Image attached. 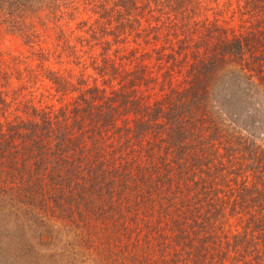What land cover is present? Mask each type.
<instances>
[{"label":"trees","instance_id":"trees-1","mask_svg":"<svg viewBox=\"0 0 264 264\" xmlns=\"http://www.w3.org/2000/svg\"><path fill=\"white\" fill-rule=\"evenodd\" d=\"M7 34L1 256L264 264V0H0Z\"/></svg>","mask_w":264,"mask_h":264},{"label":"rangeland","instance_id":"rangeland-1","mask_svg":"<svg viewBox=\"0 0 264 264\" xmlns=\"http://www.w3.org/2000/svg\"><path fill=\"white\" fill-rule=\"evenodd\" d=\"M71 25L73 26L74 23L72 22ZM0 46L3 49H7V50L13 51V52H15L19 49H22L20 42H19V39L16 38L15 36H12L9 34H7L3 37ZM47 101H49V100H47ZM52 101L56 102L54 99ZM8 261L9 260H7L5 257L0 255V264H12V263H9Z\"/></svg>","mask_w":264,"mask_h":264}]
</instances>
